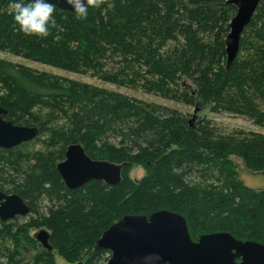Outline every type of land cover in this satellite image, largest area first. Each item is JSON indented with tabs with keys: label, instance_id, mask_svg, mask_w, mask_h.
<instances>
[{
	"label": "trees",
	"instance_id": "obj_1",
	"mask_svg": "<svg viewBox=\"0 0 264 264\" xmlns=\"http://www.w3.org/2000/svg\"><path fill=\"white\" fill-rule=\"evenodd\" d=\"M0 0V51L103 84L186 107L199 117L121 92L0 59V106L38 137L0 150V190L31 209L22 223L0 221V264H106L96 242L127 215L168 210L193 241L227 232L264 245V189L240 179L233 157L264 172V134L225 130L202 112L250 120L264 129V0L227 67L226 38L236 8L227 0H104L84 20L54 6L45 38L25 36ZM111 3L112 7H107ZM80 144L95 160L125 164L122 182L69 190L57 165ZM135 166L146 175L131 179ZM48 205L40 209L41 204ZM46 229L53 250L31 230Z\"/></svg>",
	"mask_w": 264,
	"mask_h": 264
},
{
	"label": "water",
	"instance_id": "obj_2",
	"mask_svg": "<svg viewBox=\"0 0 264 264\" xmlns=\"http://www.w3.org/2000/svg\"><path fill=\"white\" fill-rule=\"evenodd\" d=\"M263 0H227L236 8L226 38L227 67L230 68L240 52V42L246 28ZM53 6L72 13L63 0H49ZM197 107L190 124L198 117ZM208 113V112H206ZM204 113L203 117H206ZM8 112L0 106V150H10L33 142L39 135L37 127L13 124L6 119ZM125 164L95 160L80 144L70 145L57 170L69 190L84 187L93 181L107 186L122 182ZM264 175L263 173H260ZM30 207L17 194L0 190V221L6 223L17 217H27ZM34 239L43 249L52 251L50 233L39 230ZM95 251H107L106 264H264V245L241 241L230 233L201 235L193 241L186 219L180 214L162 210L149 216L127 215L115 222L96 242Z\"/></svg>",
	"mask_w": 264,
	"mask_h": 264
},
{
	"label": "rangeland",
	"instance_id": "obj_3",
	"mask_svg": "<svg viewBox=\"0 0 264 264\" xmlns=\"http://www.w3.org/2000/svg\"><path fill=\"white\" fill-rule=\"evenodd\" d=\"M0 59L10 61V62H13L16 64L26 65V66L31 67L32 69L38 71L39 73H45V74L48 73V74L66 77V78H69L72 80H77L80 82H85V83H89L92 85H97V86L107 88L110 90H115V91L121 92V93L126 94L130 97L137 98L140 100H144V101H148V102H154V103L169 106L172 108L174 107V108H177V110H179L180 112H182L184 114L191 115V117L194 113V108H192V107H186L183 105H178V104H175L172 102H168V101L162 100L160 98L144 94V93L139 92V91L135 92V91L125 89V88H120V87L113 86V85L103 84L100 81H98L94 78H91L89 76H79L76 74H70V73H67V72H64L61 70H57L55 68H52V67H49V66H46L43 64L31 62L28 60H24L22 58L12 56V55L5 53V52L0 51ZM200 115L203 116L204 112H202ZM206 115H207L208 119L215 121L223 129L228 130V131L246 130V131H252V132L264 134V129L255 126L250 120L243 118V117L231 116V115H227V114L216 115V114H211V113H206ZM232 159L237 166V171L239 173L240 179L244 182V184L246 186H248L249 188L255 189V190L264 189V175H262L260 173L251 172V171L247 170V168L244 166V164L242 163L241 160L234 158V157ZM145 175H146V171H145L144 167H142V166L133 167V169L130 173L131 179H133L135 181L140 180ZM47 205L48 204L46 202H43L41 204L40 209H43V206H47ZM22 218H24L21 220L22 223H25L28 220V219H26L27 217H22ZM38 231L39 230H31L30 236L34 237V235ZM55 259H56L57 264H69V263L65 262L57 254H55Z\"/></svg>",
	"mask_w": 264,
	"mask_h": 264
},
{
	"label": "clouds",
	"instance_id": "obj_4",
	"mask_svg": "<svg viewBox=\"0 0 264 264\" xmlns=\"http://www.w3.org/2000/svg\"><path fill=\"white\" fill-rule=\"evenodd\" d=\"M76 20H84L90 8H99L104 0H63ZM111 8L112 4L108 3ZM19 31L25 36L45 38L53 21L54 6L49 0H13L9 4Z\"/></svg>",
	"mask_w": 264,
	"mask_h": 264
}]
</instances>
